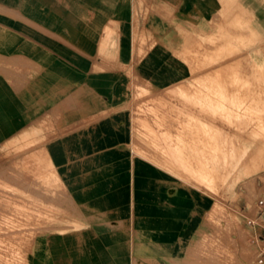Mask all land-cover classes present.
<instances>
[{
  "label": "crops",
  "instance_id": "1",
  "mask_svg": "<svg viewBox=\"0 0 264 264\" xmlns=\"http://www.w3.org/2000/svg\"><path fill=\"white\" fill-rule=\"evenodd\" d=\"M255 8L264 20L255 0H0V145L31 142L4 167L35 163L56 179L39 178L38 199L79 222L43 230L27 264H189L183 241L211 199L144 141L137 119L165 134L135 111L134 85L164 95L226 69L200 65L218 50L203 38Z\"/></svg>",
  "mask_w": 264,
  "mask_h": 264
},
{
  "label": "rangeland",
  "instance_id": "2",
  "mask_svg": "<svg viewBox=\"0 0 264 264\" xmlns=\"http://www.w3.org/2000/svg\"><path fill=\"white\" fill-rule=\"evenodd\" d=\"M257 11L251 23L238 10L232 22L237 33L217 26L203 38L207 53L208 45L218 50L205 54L200 65L227 64L226 69L195 76L164 95L134 85L135 111L154 118L158 132L165 134L151 135L137 119L144 141H152L178 166L168 170L179 180L211 199L197 229L183 241L181 255L189 264H255L246 219L255 212V201L264 199V20ZM192 60L195 69L201 67L197 53ZM194 109L214 120L199 119L191 114ZM30 143L0 145V264H27V253L43 230L79 224L38 199L39 178L45 186L56 182L54 177H39L30 161L18 163L17 169L4 167Z\"/></svg>",
  "mask_w": 264,
  "mask_h": 264
},
{
  "label": "built area",
  "instance_id": "3",
  "mask_svg": "<svg viewBox=\"0 0 264 264\" xmlns=\"http://www.w3.org/2000/svg\"><path fill=\"white\" fill-rule=\"evenodd\" d=\"M255 212L246 219L250 227L249 241L254 249V263L264 264V199L262 197L255 201Z\"/></svg>",
  "mask_w": 264,
  "mask_h": 264
},
{
  "label": "bare ground",
  "instance_id": "4",
  "mask_svg": "<svg viewBox=\"0 0 264 264\" xmlns=\"http://www.w3.org/2000/svg\"><path fill=\"white\" fill-rule=\"evenodd\" d=\"M226 97V96H225ZM200 169V168H199Z\"/></svg>",
  "mask_w": 264,
  "mask_h": 264
}]
</instances>
